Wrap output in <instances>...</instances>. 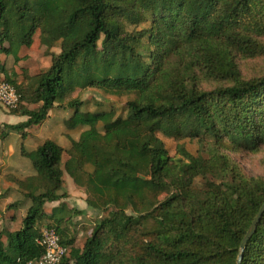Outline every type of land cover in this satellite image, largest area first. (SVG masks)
Returning <instances> with one entry per match:
<instances>
[{"label": "trees", "instance_id": "16d2710c", "mask_svg": "<svg viewBox=\"0 0 264 264\" xmlns=\"http://www.w3.org/2000/svg\"><path fill=\"white\" fill-rule=\"evenodd\" d=\"M35 35L47 69L8 72L0 60V83L19 96L8 111L26 118L6 127L33 171L4 175L21 197L5 224L27 206L17 230L0 231V264L39 260L44 220L65 249L57 264H237L264 177L244 176L222 149L264 143V73L243 80L238 65L264 52V0H0V56L17 60ZM88 89L129 96L125 117L83 110L78 94ZM62 107L64 131L78 136L27 146L26 131ZM158 134L178 143L182 159ZM208 138L197 156L179 144ZM64 175L85 210L108 213L81 247L67 226L85 210L66 207ZM54 202L60 217L47 209ZM241 264H264V213Z\"/></svg>", "mask_w": 264, "mask_h": 264}, {"label": "rangeland", "instance_id": "374dc122", "mask_svg": "<svg viewBox=\"0 0 264 264\" xmlns=\"http://www.w3.org/2000/svg\"><path fill=\"white\" fill-rule=\"evenodd\" d=\"M145 26L146 25L143 27ZM51 51L53 54H58L59 48L54 47ZM17 56V60H15L13 56H0L1 63L5 66L8 72H19L21 68H24L30 73H36L40 70L47 69L51 61L50 56L44 55V49L39 45L37 35H35L32 45L29 48H21ZM238 65L243 80L257 78L264 73V52L253 59L242 60ZM214 84L215 83H209L207 85L208 89L214 87ZM78 95L81 99L87 102L86 106L82 108L85 111L94 112L100 109H111L114 110L116 116L125 117L126 102L128 101L129 96H112L95 89H88L84 93H79ZM69 112V110H66L63 107L54 109L51 111L46 124L43 123L42 125L34 128L29 131V134L31 137L37 136L39 141L45 138H52L60 141V143H68L71 138H76L79 133V129L64 131V125H62V123L64 118L68 116ZM20 118L16 115H11L10 111L5 110L0 106V164L8 163V161L11 160L18 151V134L16 132H12L6 126L22 122L20 121ZM50 127L52 129H50ZM158 136L164 142L171 157L174 159H182L181 155L176 152L177 142L161 134H158ZM39 141L30 138L31 144ZM212 142L211 138H208L207 142H202V144H199L196 139H184L179 144H182L188 153L193 156H197L199 152L205 149L207 143L211 144ZM259 148L260 149L256 152H248L244 149H235L234 151H230L226 146L222 149V152H226L228 156L234 160L244 176L248 178H256L264 177V143H262ZM13 151H15V153L13 154V157H11L10 155ZM195 182L196 184L199 183L200 179H197ZM72 192L74 195L70 204L74 206L73 208H75V210H77L76 206H81V200H83V197L75 191ZM161 198H163V196L160 197V199ZM19 200H21V197L19 196L15 186L8 185L4 187V184L0 182V231L3 228H8L9 226V230L11 231H15L20 227L21 217L25 213V207L27 206L25 203L22 205V208L15 210V218L9 226H7L4 222L5 216L8 218V215H10L8 213H13L14 209H16L8 206L18 204ZM59 210L60 209L55 208L53 209V212L56 214ZM62 211L65 215L66 208H63ZM60 215L59 213L56 214L57 217H60ZM106 215H108V213L86 209L84 214L79 216L78 219L76 216L71 220L72 224L69 227L67 226V229L69 233L75 234V239L77 240V245L79 247H81L83 241L89 236L91 228L97 223L99 218ZM47 223V220H44L41 224H39L38 229L40 232H43L46 229Z\"/></svg>", "mask_w": 264, "mask_h": 264}, {"label": "built area", "instance_id": "2783aa9c", "mask_svg": "<svg viewBox=\"0 0 264 264\" xmlns=\"http://www.w3.org/2000/svg\"><path fill=\"white\" fill-rule=\"evenodd\" d=\"M19 103V96L15 89L8 83H0V106L5 110L15 109ZM37 241L44 249L41 258L29 264H57L65 253L60 246L57 234L53 230H44Z\"/></svg>", "mask_w": 264, "mask_h": 264}, {"label": "crops", "instance_id": "0c3cea01", "mask_svg": "<svg viewBox=\"0 0 264 264\" xmlns=\"http://www.w3.org/2000/svg\"><path fill=\"white\" fill-rule=\"evenodd\" d=\"M20 119H21L20 121H24V119H26V118L23 117ZM31 130H33V129H31ZM31 130L26 131L27 132V138L24 141V143L27 146H29L30 138L38 140L37 136L31 137V135L29 134V131H31ZM14 153H15V151H13V153L10 156L13 157ZM32 173H33V171H32L30 164L27 161L19 158L17 156V152L14 155V157L8 161V163L0 164V182L4 184V187H6L8 185H12L11 182L7 181V179L4 177V175L10 174V175L14 176L15 178L22 179L23 177L31 175ZM63 181L65 183L66 191L68 193V197L63 200L66 207L68 209H71L74 207L70 204V201L72 200V197L74 195L72 191H75L76 193L80 194L81 197H83V200H81V203H82L81 206H76V209L81 210V211L85 210L86 207H85V203H84V197H85L84 194L75 188L72 180L67 175H64ZM58 204H59L58 202H54V203L47 204L46 206H47V209L49 211H52L53 209L57 208ZM78 218H79V216H77V219Z\"/></svg>", "mask_w": 264, "mask_h": 264}, {"label": "water", "instance_id": "95a60500", "mask_svg": "<svg viewBox=\"0 0 264 264\" xmlns=\"http://www.w3.org/2000/svg\"><path fill=\"white\" fill-rule=\"evenodd\" d=\"M264 213V203L261 205L259 211L255 215L254 219L252 220L246 234L244 235L243 239L240 242L239 245V253L237 256V264H241L242 258H243V251L245 249L246 243L251 238V236L256 231L257 225L262 217V214Z\"/></svg>", "mask_w": 264, "mask_h": 264}]
</instances>
